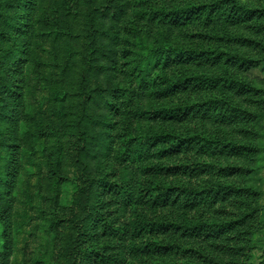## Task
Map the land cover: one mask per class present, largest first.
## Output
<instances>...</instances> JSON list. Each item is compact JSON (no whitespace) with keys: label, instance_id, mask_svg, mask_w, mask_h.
Here are the masks:
<instances>
[{"label":"rangeland","instance_id":"rangeland-1","mask_svg":"<svg viewBox=\"0 0 264 264\" xmlns=\"http://www.w3.org/2000/svg\"><path fill=\"white\" fill-rule=\"evenodd\" d=\"M217 1L0 0V264H264V0Z\"/></svg>","mask_w":264,"mask_h":264},{"label":"trees","instance_id":"trees-1","mask_svg":"<svg viewBox=\"0 0 264 264\" xmlns=\"http://www.w3.org/2000/svg\"><path fill=\"white\" fill-rule=\"evenodd\" d=\"M21 1H23V0H21ZM227 0H219V1H217L215 4L216 5H220V3H225ZM233 2V6H235V4L237 5V6H235L236 8H237V12H239L240 13V15H242V17H252L254 14H256V13H264V8H262V9H258V8H252V9H250V8H248V7H246L245 5H241V4H238L237 2L235 3L234 1H232ZM187 8H192V9H195V8H197L196 6H192V5H189V7H187ZM205 8H209V9H212V4H200V8L198 9V10H194L195 12H199V11H201V10H203V9H205ZM177 12H179L178 10H176ZM184 13V12H183ZM167 13H165V15H166ZM188 14H190V13H188ZM160 15L162 16V12H160ZM164 16V15H163ZM10 17H11V19H13L14 18V14H10ZM10 25H11V27H16V24H12V23H10ZM0 34H2V32H0ZM5 35V37H7V39L8 40H12L13 39V33H12V31L11 30H7V33H5L4 34ZM15 35V34H14ZM252 41V40H251ZM181 50H183V49H181ZM154 51V55L158 58V59H161V58H163V57H165L167 54H169L170 53V51H171V49L169 48L168 50H158V49H154L153 50ZM186 54H187V56L186 57H192V56H196V57H202L204 54H206V55H215V57H221L223 54H225V55H227L230 59H233V61H238V59H241L242 61H244V63H249V64H252V63H255L256 61H258V60H254V59H249V58H247V59H245V58H238L236 55H233V54H231L230 52H226V51H217V50H212V51H205V50H202V49H192V50H183ZM182 51V52H183ZM8 53H9V56H10V58H9V62L6 64V67H8L10 64H12V63H14L16 60H18L19 59V56H18V53L16 52V51H13L12 49H10L9 51H8ZM249 59V60H248ZM255 62H254V61ZM195 79H197V80H199L200 79V77H196ZM201 79H203V80H207V81H211V79L210 80H208L209 78H207V77H205V78H201ZM8 84L5 82V84H4V91L6 92V91H8ZM247 87V86H246ZM223 102H225L226 104H229L228 103V100H223ZM224 106V105H223ZM234 110L235 111H241V110H239L238 108H234ZM167 110H164L163 111V114H167V112H166ZM245 111V110H244ZM245 112H247V111H245ZM174 115V113H172L171 114V116L170 117H172ZM165 116H167V115H165ZM166 118V117H165ZM126 122H127V126H130L131 125V123H130V121L127 119L126 120ZM126 130H128V128L126 127ZM131 133V132H130ZM129 133V134H130ZM133 134L131 133L130 134V138L128 137L127 139H124L123 140V144H122V146L120 147V149H118V152H119V156H118V158L120 159V157H122L121 159H125V157L126 156H120V153H123V154H126L127 153V151H129L130 150V148H131V145H132V143H133ZM154 139L155 140H160L161 139V137L160 136H154ZM203 140H207V141H209L208 139H206V138H203ZM228 144H230V150H232V151H238V152H244V150H247V151H255L257 148L256 147H253V146H248V145H246V144H243V143H238V142H228ZM179 166L177 165V166H172V165H168V166H163V165H159V166H157L156 167V169H159L160 171H162V170H166V172H171V171H175L177 168H178ZM9 168H8V166L6 167V169H4V170H8ZM225 169H227V168H225ZM228 169H232L233 171L234 170H238V169H240L239 167H229ZM4 182H6V179L5 178H1V181H0V184H3ZM158 190H163V186H159V187H156ZM165 188H167V190H174V191H176V190H181V192L182 193H187V196L188 197H191V196H193L194 195V197H195V194L196 195H198V194H200V193H202L203 191H201L200 189H195V188H184V187H177V188H169V187H165ZM228 189H230L231 191H242V188H238V187H231V186H228ZM198 191H200V192H198ZM162 193H164L165 194V191H163ZM0 194H1V199H3V197H2V192H0ZM153 223H156V222H148V223H144V228L147 230V231H151L153 228H155V226H151L150 228H147L148 227V225H150V224H153ZM157 226H158V228L159 229H167V228H170V229H173V230H181V229H183L184 231H187L186 229H189V233H192V234H194V233H199L201 230L199 229V230H194L195 228H197V226H192V225H190V224H186V225H182V224H179V223H175V222H172V221H163V222H158V224H156ZM216 227V228H215ZM222 227V228H221ZM226 226H221V225H213L209 230H211V232L210 233H216V234H218V233H220L222 230H223V228H225ZM232 228V227H231ZM230 228V229H231ZM214 230H216L215 232H214ZM4 240H3V237H0V243L3 245V244H5V242H3ZM156 245V244H155ZM142 247H147V245L145 244V245H143ZM4 248H6L5 246H4ZM155 248H157V249H169L168 248V246H158V245H156V247ZM4 252H6V250L4 251ZM4 252H0V258L3 256V253ZM183 264H187V263H183Z\"/></svg>","mask_w":264,"mask_h":264}]
</instances>
